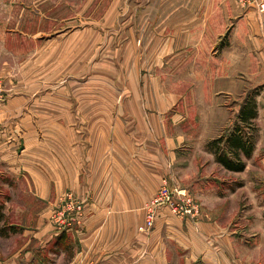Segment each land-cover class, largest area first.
<instances>
[{"label": "crops", "instance_id": "1", "mask_svg": "<svg viewBox=\"0 0 264 264\" xmlns=\"http://www.w3.org/2000/svg\"><path fill=\"white\" fill-rule=\"evenodd\" d=\"M163 1L173 3L160 22L178 36L164 47L200 52L193 65L187 64L192 66L187 67L182 87L186 95L178 97L169 90V103L164 96L165 106L156 113H167L177 106L181 114H194L191 127L197 137L192 145L197 147H188L190 138L163 136L154 118L130 126L119 121L112 128L100 118L76 121L68 116L71 109L67 108L66 122L29 125L32 129L50 126L56 131L54 138L19 149L15 143L21 139L16 134L9 137L8 131L26 129L27 122L4 119L0 108V162H12L16 169L13 177L26 183L28 194L45 205L35 214L34 231L18 251L23 254L21 263L237 264L238 258L249 256L250 234L241 238L243 233L230 228L237 220V228L244 225V216L236 219L234 214L230 222L204 212L195 222L177 219L167 208H159L149 227L143 207L168 174L182 185L189 184L204 210L220 204L219 199L208 204L203 195L209 183L218 190L226 187L215 179L217 170L213 167L218 165L207 153V145L215 139L214 132L234 124L246 103L254 105L255 118L250 123L258 146H264V15L242 9L234 0ZM83 110L78 112L84 114ZM91 113L87 111L86 116ZM124 127L129 132H123ZM208 129L209 135L204 133ZM181 146L187 147L186 153L178 150ZM205 160L211 162L210 170ZM258 169L264 178V158L259 159ZM68 192L86 202L82 225L63 234L54 233L44 213ZM262 214L263 228L258 236L264 251V210ZM144 227L147 232H141ZM31 242L37 245L34 251ZM244 249L246 252L240 254Z\"/></svg>", "mask_w": 264, "mask_h": 264}, {"label": "rangeland", "instance_id": "2", "mask_svg": "<svg viewBox=\"0 0 264 264\" xmlns=\"http://www.w3.org/2000/svg\"><path fill=\"white\" fill-rule=\"evenodd\" d=\"M172 3L163 0H0V108L4 119L27 122L26 129L8 131L9 137L16 134L21 139L16 140L18 148H29L38 140L45 142L43 139L54 138L56 131L50 126L32 129L29 125L66 122L67 108L73 111L69 110L68 116L76 121H84L86 117L99 121L100 118L112 128L119 121L130 126L147 121V117L148 121L154 118L160 123L163 136L190 138L188 147H197L192 145L197 137L191 127L194 114H181L177 106L167 113H156L165 106L164 96L169 103L171 92L175 91L178 97L186 95L182 87L186 83L187 67L195 63L200 52L165 48L178 37L173 31L168 32V27L164 28L159 19ZM78 109H84V114ZM87 111L92 113L86 116ZM238 115L230 128L226 126L218 134L214 132L216 137L212 141L228 130L241 127ZM242 127L246 140L251 138L252 148L248 156L239 153L241 171L226 170L216 161L215 149L210 146L212 141L207 145L210 152L207 153L213 155L218 165L213 167L217 170L215 179L226 184L221 190L214 183L205 187L203 195L208 204L221 201L213 210H204L199 197L187 187L189 184L182 185L175 177L169 178L170 174L162 179L160 188L185 191L193 200L196 217L179 218L169 211L177 219L196 222L204 212L208 216L220 215V219L230 222L234 214L236 219L244 216V225L237 228V220L230 227L236 233H243L241 238L250 234L249 256L238 258L237 264H264L262 238L258 236L263 228L260 214L264 210V178L259 176L258 163L264 158V146H258L253 124ZM123 132L129 130L124 127ZM210 132L208 129L204 133ZM178 150L186 153L187 147L181 146ZM8 163L0 162V213L3 215L0 230L7 231L6 235H0V264H23V254L20 256L18 251L26 243V236L34 231L35 214L45 205L28 194L26 183L13 177L15 166ZM204 164L210 170L211 162L205 160ZM246 169L249 174L245 173ZM68 195L80 200L72 193H65L44 213L54 233L77 230L82 225L86 209V202L82 200L83 212L78 222L59 229L53 221V213ZM151 200L145 203L144 212ZM11 227L15 233L9 230ZM145 231V227L141 229ZM30 245L34 251L37 245L33 242ZM244 252L245 249L240 254Z\"/></svg>", "mask_w": 264, "mask_h": 264}, {"label": "built area", "instance_id": "3", "mask_svg": "<svg viewBox=\"0 0 264 264\" xmlns=\"http://www.w3.org/2000/svg\"><path fill=\"white\" fill-rule=\"evenodd\" d=\"M242 9L253 10L259 15H264V0H234ZM66 197V196H65ZM64 197V198H65ZM59 210L53 213V221L55 225L62 229L63 227H71L78 222L83 212V202L75 197L68 195L59 203ZM159 208H167L172 215L185 218L190 216L195 218L197 208L191 197L181 190L171 191L165 186L161 187L152 200L146 205V223L150 227L153 218ZM55 215V216H54Z\"/></svg>", "mask_w": 264, "mask_h": 264}, {"label": "trees", "instance_id": "4", "mask_svg": "<svg viewBox=\"0 0 264 264\" xmlns=\"http://www.w3.org/2000/svg\"><path fill=\"white\" fill-rule=\"evenodd\" d=\"M254 105L249 103L244 104L238 115V119L245 128L251 123L250 120L255 117L253 113ZM235 127L232 131L228 130L226 134L222 135L220 138L212 141L210 146L215 149L214 154L216 156V161L222 165L226 170L232 172H239L242 170V165L239 159V153L244 156H248L251 146L250 140H246V133L243 127ZM3 220V215L0 213V222ZM11 232L15 233V229L11 227ZM7 234L5 228H1L0 235L4 236Z\"/></svg>", "mask_w": 264, "mask_h": 264}]
</instances>
